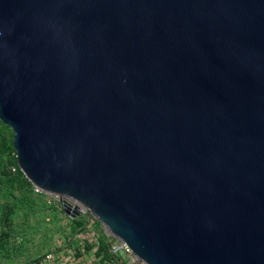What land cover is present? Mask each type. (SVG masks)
<instances>
[{
  "label": "water",
  "instance_id": "obj_1",
  "mask_svg": "<svg viewBox=\"0 0 264 264\" xmlns=\"http://www.w3.org/2000/svg\"><path fill=\"white\" fill-rule=\"evenodd\" d=\"M0 121L144 263L264 264V0H0Z\"/></svg>",
  "mask_w": 264,
  "mask_h": 264
},
{
  "label": "rangeland",
  "instance_id": "obj_2",
  "mask_svg": "<svg viewBox=\"0 0 264 264\" xmlns=\"http://www.w3.org/2000/svg\"><path fill=\"white\" fill-rule=\"evenodd\" d=\"M11 128L0 121V264H27L63 242L78 243L88 220L62 213L59 198L38 195L9 166H18ZM97 231L102 224L94 221ZM84 241H86L84 239Z\"/></svg>",
  "mask_w": 264,
  "mask_h": 264
},
{
  "label": "built area",
  "instance_id": "obj_3",
  "mask_svg": "<svg viewBox=\"0 0 264 264\" xmlns=\"http://www.w3.org/2000/svg\"><path fill=\"white\" fill-rule=\"evenodd\" d=\"M15 155L17 157V154ZM18 167L12 166L11 172L13 174L18 173ZM32 188L38 195H49L34 185H32ZM59 204H61V202ZM76 205L83 213L80 218H86L88 220V224L82 241L74 244L70 242L62 243V246L65 249L64 252L69 251L68 249L70 248L72 249L70 252L72 257L68 260L64 259V261H62V258L58 255V251L53 250L31 259V261L27 262V264H146L129 246H127L122 240L113 236L103 225L102 228L97 231L94 226V221L98 220L94 216L89 217L88 210L85 207L78 203H76ZM60 207L62 213L65 214L62 205H60ZM2 232L3 231L0 229V238L2 236ZM84 239L86 241H84ZM103 244L106 245V249L102 250ZM1 259L0 250V261Z\"/></svg>",
  "mask_w": 264,
  "mask_h": 264
},
{
  "label": "crops",
  "instance_id": "obj_4",
  "mask_svg": "<svg viewBox=\"0 0 264 264\" xmlns=\"http://www.w3.org/2000/svg\"><path fill=\"white\" fill-rule=\"evenodd\" d=\"M60 245H61V246L55 248L54 251H58V255H59V257L62 258V259H61L62 261H64V259H65V260L70 259V258L72 257V256H71V253H70V252L72 251V249L70 248V249H68L69 251L64 252L65 249L63 248L62 243H61Z\"/></svg>",
  "mask_w": 264,
  "mask_h": 264
},
{
  "label": "trees",
  "instance_id": "obj_5",
  "mask_svg": "<svg viewBox=\"0 0 264 264\" xmlns=\"http://www.w3.org/2000/svg\"><path fill=\"white\" fill-rule=\"evenodd\" d=\"M11 167L12 166H9V169H10V173L11 174H13L12 172H11ZM16 167H18V166H16ZM17 175H19L24 181H25V183L27 184V185H30V186H32V184L28 181V179L24 176V174L21 172V170H20V168L18 167V173H16ZM103 249H106V245H104L103 244V246H102V250Z\"/></svg>",
  "mask_w": 264,
  "mask_h": 264
}]
</instances>
